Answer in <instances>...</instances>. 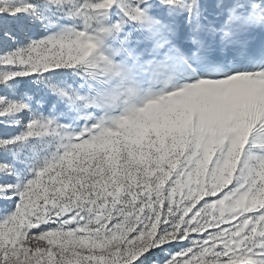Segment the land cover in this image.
<instances>
[{
  "label": "rangeland",
  "instance_id": "rangeland-1",
  "mask_svg": "<svg viewBox=\"0 0 264 264\" xmlns=\"http://www.w3.org/2000/svg\"><path fill=\"white\" fill-rule=\"evenodd\" d=\"M0 173V264H264V0H0Z\"/></svg>",
  "mask_w": 264,
  "mask_h": 264
},
{
  "label": "bare ground",
  "instance_id": "bare-ground-1",
  "mask_svg": "<svg viewBox=\"0 0 264 264\" xmlns=\"http://www.w3.org/2000/svg\"><path fill=\"white\" fill-rule=\"evenodd\" d=\"M11 3H15L16 4V1L17 0H9ZM24 5H27L26 3H23ZM25 7V11L27 10V7L26 6H24ZM28 11V10H27ZM26 11V12H27ZM37 30V29H36ZM35 30V31H36ZM193 36V32L191 31V29L190 30H188V33H187V35H186V38L188 39V40H190L191 39V37ZM193 46V45H192ZM192 46H189V44H188V46H186L185 48H184V56H185V58L188 60V61H191L194 57H196V54H194V49L195 48H193ZM193 49V50H192ZM233 57V56H232ZM196 65V64H195ZM225 65V64H224ZM217 66L220 68L221 66H223V61H218V63H217ZM195 68H197V67H195ZM190 73H192V71L190 70L189 71ZM231 74V73H230ZM201 76V75H200ZM233 76V75H232ZM232 80H233V78L232 77H230L229 79H228V84H230L231 82H232ZM2 178V176H1V173H0V179Z\"/></svg>",
  "mask_w": 264,
  "mask_h": 264
}]
</instances>
